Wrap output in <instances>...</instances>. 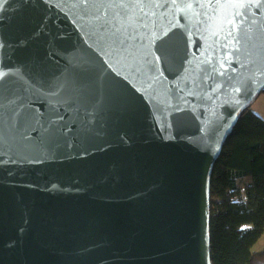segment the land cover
I'll return each instance as SVG.
<instances>
[{
	"label": "water",
	"instance_id": "95a60500",
	"mask_svg": "<svg viewBox=\"0 0 264 264\" xmlns=\"http://www.w3.org/2000/svg\"><path fill=\"white\" fill-rule=\"evenodd\" d=\"M0 77V264H212L210 178L264 91V4L4 0Z\"/></svg>",
	"mask_w": 264,
	"mask_h": 264
},
{
	"label": "trees",
	"instance_id": "16d2710c",
	"mask_svg": "<svg viewBox=\"0 0 264 264\" xmlns=\"http://www.w3.org/2000/svg\"><path fill=\"white\" fill-rule=\"evenodd\" d=\"M255 100L239 114L210 178L212 264H264V250L253 252L264 234V120Z\"/></svg>",
	"mask_w": 264,
	"mask_h": 264
},
{
	"label": "snow or ice",
	"instance_id": "6c2138e0",
	"mask_svg": "<svg viewBox=\"0 0 264 264\" xmlns=\"http://www.w3.org/2000/svg\"><path fill=\"white\" fill-rule=\"evenodd\" d=\"M121 2L123 3L124 0H121ZM144 2H147V0H144ZM252 2L255 3L256 5L264 4V0H252ZM3 3H4V0H0V7H2ZM120 15L122 17L120 27L123 28L124 30L133 29L134 25L138 21L143 22L142 20H139V18L134 15V12L131 8L127 10H123ZM247 15L248 13H247V10L245 9V11H243V13L241 14V20L243 16H247ZM236 22L237 21L235 20L233 21V23H236ZM215 34L218 35V33H215ZM231 34H232V29L229 30V35ZM0 79H2V77H0Z\"/></svg>",
	"mask_w": 264,
	"mask_h": 264
},
{
	"label": "crops",
	"instance_id": "0c3cea01",
	"mask_svg": "<svg viewBox=\"0 0 264 264\" xmlns=\"http://www.w3.org/2000/svg\"><path fill=\"white\" fill-rule=\"evenodd\" d=\"M253 111L264 120V94L257 97L253 105Z\"/></svg>",
	"mask_w": 264,
	"mask_h": 264
},
{
	"label": "rangeland",
	"instance_id": "374dc122",
	"mask_svg": "<svg viewBox=\"0 0 264 264\" xmlns=\"http://www.w3.org/2000/svg\"><path fill=\"white\" fill-rule=\"evenodd\" d=\"M264 250V234L261 239L257 242V244L253 248V252L258 253Z\"/></svg>",
	"mask_w": 264,
	"mask_h": 264
}]
</instances>
